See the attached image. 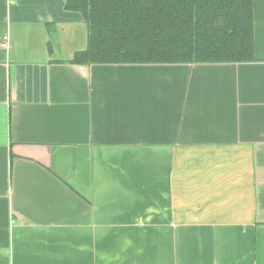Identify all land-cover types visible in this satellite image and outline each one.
<instances>
[{
    "label": "crops",
    "instance_id": "crops-1",
    "mask_svg": "<svg viewBox=\"0 0 264 264\" xmlns=\"http://www.w3.org/2000/svg\"><path fill=\"white\" fill-rule=\"evenodd\" d=\"M64 6L0 0V264H264V0L190 64L74 63Z\"/></svg>",
    "mask_w": 264,
    "mask_h": 264
},
{
    "label": "trees",
    "instance_id": "trees-1",
    "mask_svg": "<svg viewBox=\"0 0 264 264\" xmlns=\"http://www.w3.org/2000/svg\"><path fill=\"white\" fill-rule=\"evenodd\" d=\"M87 25L74 63L253 59L252 0H64Z\"/></svg>",
    "mask_w": 264,
    "mask_h": 264
},
{
    "label": "built area",
    "instance_id": "built-area-1",
    "mask_svg": "<svg viewBox=\"0 0 264 264\" xmlns=\"http://www.w3.org/2000/svg\"><path fill=\"white\" fill-rule=\"evenodd\" d=\"M8 45V35H3L1 39V46L6 47Z\"/></svg>",
    "mask_w": 264,
    "mask_h": 264
}]
</instances>
